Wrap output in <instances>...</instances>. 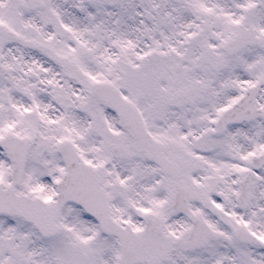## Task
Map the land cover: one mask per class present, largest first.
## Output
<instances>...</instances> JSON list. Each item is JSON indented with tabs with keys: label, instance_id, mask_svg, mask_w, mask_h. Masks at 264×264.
<instances>
[{
	"label": "snow or ice",
	"instance_id": "6c2138e0",
	"mask_svg": "<svg viewBox=\"0 0 264 264\" xmlns=\"http://www.w3.org/2000/svg\"><path fill=\"white\" fill-rule=\"evenodd\" d=\"M0 264H264V0H0Z\"/></svg>",
	"mask_w": 264,
	"mask_h": 264
}]
</instances>
